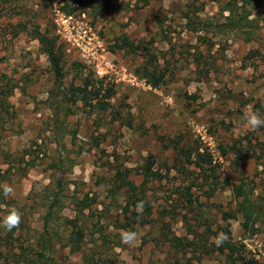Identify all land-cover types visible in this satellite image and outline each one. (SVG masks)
I'll return each mask as SVG.
<instances>
[{
  "label": "rangeland",
  "instance_id": "rangeland-1",
  "mask_svg": "<svg viewBox=\"0 0 264 264\" xmlns=\"http://www.w3.org/2000/svg\"><path fill=\"white\" fill-rule=\"evenodd\" d=\"M230 6L246 7L253 27L215 33ZM40 32L64 50L67 97L52 93ZM124 34L151 46L165 84L138 74L141 49L112 52ZM0 100V221L21 213L16 247L35 243L55 201L51 264H90L91 253L106 264H231L213 243L221 233L244 247V264H264V221L246 232L234 191L264 205V127L244 120L264 118V0H0ZM77 217L80 243L65 224ZM122 230L138 239L122 244ZM7 234L0 224V264Z\"/></svg>",
  "mask_w": 264,
  "mask_h": 264
},
{
  "label": "trees",
  "instance_id": "trees-1",
  "mask_svg": "<svg viewBox=\"0 0 264 264\" xmlns=\"http://www.w3.org/2000/svg\"><path fill=\"white\" fill-rule=\"evenodd\" d=\"M239 9L244 10L242 12ZM225 10L230 12V14L227 16V21L215 25V33L235 31L241 29L243 26L253 27L252 24L254 21L253 19H250L251 13L247 11L246 7L237 9L235 6H230ZM186 28L189 31H196L199 29V27L193 22L188 23ZM38 39L40 41L42 51L48 57L51 70L55 76L56 90H54L52 93L56 92L54 95H56V97L59 99L67 97L68 92L66 89H63L65 79V68L63 64L64 50L59 45L57 38L50 36L48 33L40 32ZM115 44L117 47H113L112 52H117V50H125L128 53L138 54L140 49L144 51L142 55L143 61L137 69L138 74L147 79L148 83L154 87H159L166 83L165 73L160 68V57L152 51L151 46L145 41V39L137 42L129 35L124 34L115 39ZM90 86L91 85L88 82L86 86L74 87L73 90L77 95H86V93L89 92L88 88ZM98 96L99 93L94 92V98ZM2 100H0V102H2ZM250 102L251 100L248 99L244 101L243 104L248 105ZM54 104L57 107L59 106V103ZM1 105L3 106L4 104L1 103ZM234 191L237 192L240 197H242V200L239 201L238 210L243 217V228L246 232L250 231L254 229L259 222L264 221V205H262L257 200L252 199L250 195L244 191L242 186L236 185L234 187ZM77 204L79 208L78 210L83 212L84 209L90 206L89 197L84 200H79ZM54 207L55 201L52 202L49 207V211L45 216L44 230L38 233L35 243L29 245L28 247L22 245L23 243L16 247V241H20V239H14L16 229L8 231V243L6 245L8 250L7 253H1L3 257V262H1V264H51L54 262L55 257L53 255L57 250L56 248L58 242V239L54 235L53 229L51 227V220L54 216ZM65 224L71 228L69 240L80 243L83 240V231L82 225L79 222V218L77 217L74 219H67ZM167 240L172 245L177 247L184 245V239L176 235H173L171 238L167 236ZM15 248L19 249V251H15ZM221 250L223 255L226 257V260L231 264H244L246 262V257H244L242 251L244 250V247L242 250L239 249L238 243L233 242L230 239H226V241L222 244ZM86 261L90 264H103V262L106 264L104 257L100 256L97 258L95 253L87 255ZM177 264H180L179 261Z\"/></svg>",
  "mask_w": 264,
  "mask_h": 264
},
{
  "label": "clouds",
  "instance_id": "clouds-1",
  "mask_svg": "<svg viewBox=\"0 0 264 264\" xmlns=\"http://www.w3.org/2000/svg\"><path fill=\"white\" fill-rule=\"evenodd\" d=\"M245 127L250 130H257L259 128L264 127V118L253 113L245 114ZM3 195L5 198L11 197L14 194V188L9 185L3 186ZM142 203H138L136 205V209L138 212L142 211ZM22 222V215L17 209H12L5 217H3L0 224L7 230L12 231L13 229H17ZM121 236V243L125 245H132L138 239V233L132 230H122L120 233ZM227 237L224 234H218L216 237L213 238V243L216 246H221Z\"/></svg>",
  "mask_w": 264,
  "mask_h": 264
}]
</instances>
